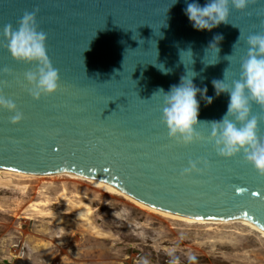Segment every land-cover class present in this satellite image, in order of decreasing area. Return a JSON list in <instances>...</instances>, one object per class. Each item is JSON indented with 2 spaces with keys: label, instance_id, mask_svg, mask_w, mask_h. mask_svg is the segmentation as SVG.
<instances>
[{
  "label": "water",
  "instance_id": "water-1",
  "mask_svg": "<svg viewBox=\"0 0 264 264\" xmlns=\"http://www.w3.org/2000/svg\"><path fill=\"white\" fill-rule=\"evenodd\" d=\"M0 0V94L23 113L12 126L0 111V168L29 173L63 171L96 178L152 207L203 219L241 218L264 230V177L240 154L218 157L203 135L189 146L170 139L161 123V96L188 71L201 94L198 121L219 120L227 94L213 80L230 82L247 55L249 35L264 33V0L230 10L227 24L193 28L185 0ZM203 6L206 0H198ZM172 5V6H171ZM38 9L39 30L59 73V89L33 101L23 75L34 66L14 61L3 29ZM241 39L233 48L239 35ZM221 36L218 42L214 37ZM215 42V43H214ZM213 45L209 48L210 44ZM209 48V49H208ZM219 49V52L217 50ZM184 64L180 63L179 53ZM231 55V56H230ZM230 56V57H226ZM212 63V64H209ZM163 64L167 74L157 65ZM264 138V108L253 104ZM205 159L199 174L183 175L189 160ZM202 167V166H201Z\"/></svg>",
  "mask_w": 264,
  "mask_h": 264
},
{
  "label": "rangeland",
  "instance_id": "rangeland-1",
  "mask_svg": "<svg viewBox=\"0 0 264 264\" xmlns=\"http://www.w3.org/2000/svg\"><path fill=\"white\" fill-rule=\"evenodd\" d=\"M37 176L0 172V264H264V238L239 222L190 224Z\"/></svg>",
  "mask_w": 264,
  "mask_h": 264
},
{
  "label": "clouds",
  "instance_id": "clouds-1",
  "mask_svg": "<svg viewBox=\"0 0 264 264\" xmlns=\"http://www.w3.org/2000/svg\"><path fill=\"white\" fill-rule=\"evenodd\" d=\"M177 2L178 0H173L172 5ZM185 3L184 14L193 28L198 31H211L228 23L230 10H245L250 0H206L203 6L198 0H185ZM37 14L38 9L25 12L15 30L11 25H6L3 29L6 48L11 58L34 66L23 75L26 90L33 101L51 96L59 89V73L48 57L47 34L39 30ZM220 39L222 37L219 35L214 37L216 42ZM240 39L241 34L233 48ZM246 44L248 51L246 57L240 61L238 76L225 82L226 69L222 80L212 81L215 95L227 94L229 98L227 110L219 120L198 121L197 95L201 94L207 104L212 103L213 97L204 96L207 89L202 92L193 84L197 75L193 71H187L180 78L179 84L171 86L167 92L158 88L152 97L161 96L163 99L161 123L170 139L189 146L202 139L195 129L199 125H210L211 131L206 140L212 144L218 157L232 159L242 154L244 162L264 177V138L258 136L260 121L252 114L253 104L264 108V33L249 35ZM212 45L213 43L209 48ZM217 50L219 52L218 48ZM183 54H190L192 64L194 63L191 49L179 53L182 64ZM157 67L164 74L170 71L165 70L163 64ZM0 111L11 114L8 123L12 126L18 125L23 119V113L18 109L15 100L6 98L3 94H0ZM207 163L205 159L189 160L182 174H199L207 167Z\"/></svg>",
  "mask_w": 264,
  "mask_h": 264
},
{
  "label": "bare ground",
  "instance_id": "bare-ground-1",
  "mask_svg": "<svg viewBox=\"0 0 264 264\" xmlns=\"http://www.w3.org/2000/svg\"><path fill=\"white\" fill-rule=\"evenodd\" d=\"M2 169V170H1ZM3 171L4 173H8V174H14V175H20L23 177H34L36 175H38L37 177H41V176H45V177H50V176H67L70 177L71 179H79V180H84L89 182L91 185H93L94 187L101 189L107 193L110 194H115V195H119V196H123L126 197L132 201H134L135 203L141 205L142 207H145L151 211H154L156 213H160L166 217H171L172 219H177V220H181V221H185L188 223H199V224H205V223H212V224H217V223H227V222H231V221H236L241 223L242 225H245L247 227H250L251 229H253L254 231L258 232L263 238H264V230L261 229L260 227H258L257 225L246 221L244 219L241 218H230V219H203V218H197V217H191V216H187V215H181V214H177V213H171L168 211H164L155 207H152L150 205H147L145 203H142L140 201H138L137 199L131 197L130 195H127L126 193L118 190L116 187L103 182L101 180H98L96 178H91V177H86V176H82L79 174H75V173H71V172H67V171H63L60 173H50V174H44V173H29V172H22V171H14V170H9V169H4V168H0V172Z\"/></svg>",
  "mask_w": 264,
  "mask_h": 264
},
{
  "label": "snow or ice",
  "instance_id": "snow-or-ice-1",
  "mask_svg": "<svg viewBox=\"0 0 264 264\" xmlns=\"http://www.w3.org/2000/svg\"><path fill=\"white\" fill-rule=\"evenodd\" d=\"M203 138L206 139V138H207V135L204 134V135H203Z\"/></svg>",
  "mask_w": 264,
  "mask_h": 264
}]
</instances>
